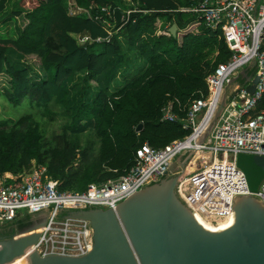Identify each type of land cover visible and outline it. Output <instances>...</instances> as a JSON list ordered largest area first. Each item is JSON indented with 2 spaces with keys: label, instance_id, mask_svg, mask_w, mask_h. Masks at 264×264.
Wrapping results in <instances>:
<instances>
[{
  "label": "trees",
  "instance_id": "16d2710c",
  "mask_svg": "<svg viewBox=\"0 0 264 264\" xmlns=\"http://www.w3.org/2000/svg\"><path fill=\"white\" fill-rule=\"evenodd\" d=\"M202 1L0 0L3 97L15 107L29 101L41 116L65 120L60 133L48 135L35 113L1 119L0 175L18 177V186L34 166L45 167L61 192H84L126 175L145 143L161 149L188 137L191 130L183 126L190 103L208 95L207 77L232 57L222 25L211 28L199 14L180 11ZM72 6L91 11L92 18L70 15ZM107 6L112 19L103 12ZM128 11H133L128 22L116 32ZM173 24L176 37L158 35ZM83 37L89 42L80 44ZM129 56L145 61L142 69L134 63L132 76L133 68L123 71ZM30 57L38 59L39 68ZM248 73L254 76L256 67ZM119 77L127 80L120 87ZM237 83L246 82L239 76ZM169 105L178 117L174 122L164 120ZM263 110L264 96L257 106ZM194 162L203 166L195 155L188 169ZM71 211L76 210L59 217ZM40 215L21 213L4 225L2 235L11 238L39 222Z\"/></svg>",
  "mask_w": 264,
  "mask_h": 264
},
{
  "label": "built area",
  "instance_id": "2783aa9c",
  "mask_svg": "<svg viewBox=\"0 0 264 264\" xmlns=\"http://www.w3.org/2000/svg\"><path fill=\"white\" fill-rule=\"evenodd\" d=\"M180 11L199 14L211 28L222 25L225 41L232 51L230 60L220 64L207 77L208 95L190 103L183 126L191 130L188 137L161 149L145 143L136 151L134 164L126 175L101 184H91L84 192H61L58 182L46 175L45 167L34 166L28 174L20 177L21 184L18 186L0 178L1 224L14 222L23 210L31 215L46 209L53 210L34 245L42 257H82L89 254L93 246L91 224L84 220L55 217L57 210L62 212L70 207L116 210L134 192L162 180L163 171H169L180 151L213 152L211 168L187 176L179 183L180 197L196 216L226 218L232 214L236 196H253L264 203V180L258 192H251L245 172L237 165V159L242 154L264 157V110L257 111L264 96V0H203L198 6ZM103 12L112 19L111 7L103 8ZM132 12H127L116 32L124 27ZM82 14L91 17V11L71 7L70 15ZM96 20L103 19L96 17ZM106 23L110 27L108 21ZM162 33L171 35L168 30ZM80 39L81 44L89 42V37ZM253 67H256V74L252 78H259L254 94L249 93L250 84L237 86L210 137L199 144L205 126L225 95L226 87L245 68ZM177 119L172 106H167L164 120L174 122ZM193 159L194 156L189 163ZM215 170L219 172L221 184H217L213 177ZM235 178L239 179L238 186L233 181ZM187 183L188 186H185ZM234 189L230 196L227 195V191Z\"/></svg>",
  "mask_w": 264,
  "mask_h": 264
},
{
  "label": "water",
  "instance_id": "95a60500",
  "mask_svg": "<svg viewBox=\"0 0 264 264\" xmlns=\"http://www.w3.org/2000/svg\"><path fill=\"white\" fill-rule=\"evenodd\" d=\"M177 31V25L169 29L172 37H176ZM248 70L245 68L240 76L250 83L248 90L253 95L259 78L249 76ZM237 80L238 77L234 78L229 85L236 84ZM228 99L227 95L223 96L199 144L210 137ZM142 128L139 125L137 131ZM193 154L180 151L169 171H163L162 180L134 192L116 210L66 209L76 211L64 218L91 224L94 238L89 254L82 257L39 255L34 245L53 212L46 209L39 222L11 238L0 239V264H264V203L261 200L236 196L226 222L207 224L180 197V180L212 167L213 152L201 153L198 155L203 168L185 174ZM249 160L250 172L264 175V157L253 156ZM60 213L57 210L55 217Z\"/></svg>",
  "mask_w": 264,
  "mask_h": 264
},
{
  "label": "rangeland",
  "instance_id": "374dc122",
  "mask_svg": "<svg viewBox=\"0 0 264 264\" xmlns=\"http://www.w3.org/2000/svg\"><path fill=\"white\" fill-rule=\"evenodd\" d=\"M194 30H195V26L189 28V31H194ZM162 32L158 33V35H163ZM186 32H187V30L183 31V33H186ZM81 42H82L81 39H79L80 44H81ZM28 62L30 64H33L36 68H39V66H40L39 61L36 57H30L28 59ZM134 63L135 64L139 63L140 66L137 67V69H142L144 67L145 61L142 59H139V58H134L132 56H129V61L127 64L128 66H126V70H123V71L131 70L134 66ZM133 71L136 72V67L133 68L131 76L134 73ZM124 74H122L121 77H124ZM84 77H85V74H82L81 79H83ZM121 77H119L120 80H117V82H116L119 85V87L124 85L125 82L127 81V80L122 81ZM129 78H132V77H129ZM75 79H76V77H75ZM132 79L130 80V82L132 81ZM92 85L95 86V83L92 82ZM5 86H7V81L4 77L1 76L0 77V120L5 119V118H12V119L16 120V119H18V118H20L26 114H34L35 113L36 119L38 121H40L42 126L45 125V129L47 130L48 135H51L53 133H60L62 131V127L65 123V120H63L62 118L56 117L54 119H49V118H45V117L41 116L40 110L32 107V105L29 103V101H24V102H22V104H20L17 107H15L10 102H8V100L5 97H3L2 90H1ZM138 132H140V131H138ZM83 141L84 142L86 141V137L83 138ZM194 154H193V156H194ZM252 157H253V155H247V154L239 155V157L237 159V165L240 169L243 170L246 168L247 170H245V171L249 172V173H247V175H248L247 181H248L249 190L251 192H258L260 189V186L264 180V175H259L258 173H255V172L251 173L250 172V169H249V161L250 160L249 159H251ZM189 165H190V163H188V165H187V170L189 168ZM185 174H187V173H185ZM1 177H4V178H2V180L6 179L5 178L6 174L1 175ZM185 179H186V177H185ZM21 213L24 215L27 213V211L23 210ZM210 219H213L214 224H221V222L225 220V218H222V219L210 218ZM209 222H211V220H209ZM0 226H3V224L0 223Z\"/></svg>",
  "mask_w": 264,
  "mask_h": 264
},
{
  "label": "bare ground",
  "instance_id": "6f19581e",
  "mask_svg": "<svg viewBox=\"0 0 264 264\" xmlns=\"http://www.w3.org/2000/svg\"><path fill=\"white\" fill-rule=\"evenodd\" d=\"M207 126H208V124L205 126V129H206ZM205 129H204V130H205ZM198 154H201V152H195L194 157H195V155H198ZM191 162H192V161H191ZM198 169H199V168H198ZM195 170H196V169H188V170H186V171H187L186 173H189V172H192V171H195ZM219 171H220V170H219ZM214 173H215V175H213V177H215V181H216V183H217V184H221L222 181L218 179V178H219V172L217 173V171L215 170ZM233 181H234V183H235L237 186L239 185V179H238V178H235ZM188 183H189V182H188ZM188 183L185 184V186H187ZM236 188H237V187H236ZM235 190H236V189H234L233 191H227V192H228L227 195L230 196V194L233 193ZM214 214H215V212H214ZM197 217H198L202 222H205V223H207V224H214V223H213V219H210V217L203 218V217H201L200 215H197ZM229 217H230V215H229V216H226L225 220L222 221L221 223L226 222L227 219H228ZM209 220H211V222H209Z\"/></svg>",
  "mask_w": 264,
  "mask_h": 264
},
{
  "label": "crops",
  "instance_id": "0c3cea01",
  "mask_svg": "<svg viewBox=\"0 0 264 264\" xmlns=\"http://www.w3.org/2000/svg\"><path fill=\"white\" fill-rule=\"evenodd\" d=\"M173 25H175V24H173ZM172 25V26H173ZM171 26V27H172ZM170 27V28H171ZM168 26L166 27V29H164V30H162V31H166V30H168L169 31V29H170ZM161 32V31H160ZM178 32V31H177ZM167 36V35H166ZM171 36V35H170ZM239 78V77H238ZM207 82V81H206ZM246 82V81H245ZM246 84H250V83H245V85ZM237 86H239L238 85V83H233L232 85H229V86H227L226 87V92H225V95H227L228 96V98L229 97H231L232 96V94H233V92L235 91V88L237 87ZM0 178L2 179V178H4V177H1V175H0ZM6 179H3L5 182H7L8 184H15L14 183V180L16 179V181H17V179H18V177H13L11 174H6V177H5ZM8 181H10V182H8Z\"/></svg>",
  "mask_w": 264,
  "mask_h": 264
},
{
  "label": "flooded vegetation",
  "instance_id": "af4514ba",
  "mask_svg": "<svg viewBox=\"0 0 264 264\" xmlns=\"http://www.w3.org/2000/svg\"><path fill=\"white\" fill-rule=\"evenodd\" d=\"M184 159H185V157H184ZM200 166H201V164H199ZM200 166H198V164L196 163V162H194V165L192 166V168L193 169H198L197 167H200ZM34 219V218H33ZM3 231H5V229H4V225L3 226H0V239H5V238H7V236H5V235H2V232Z\"/></svg>",
  "mask_w": 264,
  "mask_h": 264
}]
</instances>
